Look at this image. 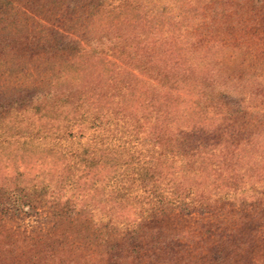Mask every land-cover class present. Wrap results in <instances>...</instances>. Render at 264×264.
Instances as JSON below:
<instances>
[{
    "label": "trees",
    "instance_id": "16d2710c",
    "mask_svg": "<svg viewBox=\"0 0 264 264\" xmlns=\"http://www.w3.org/2000/svg\"><path fill=\"white\" fill-rule=\"evenodd\" d=\"M108 1L0 0V128L10 111L53 105L72 89L84 90V84L35 80L47 74L61 78L78 51L104 53L129 45L126 25L96 27L94 14ZM193 1L191 8L198 6L201 17L193 46L217 44L226 60L213 61L210 74L200 79H185L187 68L173 61L176 76L169 83L177 88L193 82L195 105L216 106L223 115L191 144L192 135L167 136L164 151L183 154L190 166L201 157L207 173H190L184 181L178 173L141 169L137 177L152 205L119 227L93 223L86 208L61 202L62 189L47 197L42 188L0 187L2 213L41 208L52 218L45 231L35 233L14 231L0 221V264H264V0ZM249 102L253 110L246 108ZM91 126L107 123L95 116ZM65 130L57 128V137L70 138ZM173 209L199 215L196 233L178 231L160 239L158 227L148 228Z\"/></svg>",
    "mask_w": 264,
    "mask_h": 264
},
{
    "label": "rangeland",
    "instance_id": "374dc122",
    "mask_svg": "<svg viewBox=\"0 0 264 264\" xmlns=\"http://www.w3.org/2000/svg\"><path fill=\"white\" fill-rule=\"evenodd\" d=\"M193 2H106L94 14L96 27L126 25L122 28L130 36L125 40L129 45L121 49L118 44L104 53L90 48L78 51L72 66L63 67L61 78L51 79L56 75L47 74L35 79L56 80L59 85L84 84L86 88L72 89L64 102L9 112L0 128V187L42 188L47 197L62 189L65 195L61 202L72 201L86 208V217L93 223L119 227L129 225L138 211L152 205L137 177L141 169L178 173L184 181L190 173L205 175L201 157L190 166L183 154L180 157L164 151L167 136L192 135L188 136L191 144L195 137L218 125L223 115L216 106L203 109L195 105L198 89L193 82L177 88L169 83L176 76L173 61L187 68L185 79H200L210 74L213 61L226 60L217 44L193 46V31L201 21L198 6L191 8ZM23 80L28 81L26 77ZM251 80L245 78L248 84ZM246 108L253 110L255 106L249 102ZM99 115L107 126L94 128L93 118ZM57 128H66L70 138L57 137ZM6 178L11 181L6 182ZM166 212L163 220L148 227H158L160 239L172 232L196 233V212ZM51 219L41 208L0 211L2 223L26 233L45 231ZM144 248L150 255V248Z\"/></svg>",
    "mask_w": 264,
    "mask_h": 264
}]
</instances>
